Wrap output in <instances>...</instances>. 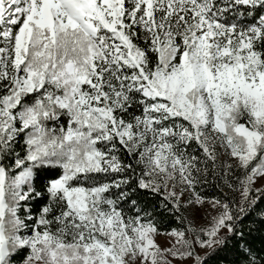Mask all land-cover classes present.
Returning <instances> with one entry per match:
<instances>
[{
	"label": "snow or ice",
	"instance_id": "snow-or-ice-1",
	"mask_svg": "<svg viewBox=\"0 0 264 264\" xmlns=\"http://www.w3.org/2000/svg\"><path fill=\"white\" fill-rule=\"evenodd\" d=\"M0 264H264V0H0Z\"/></svg>",
	"mask_w": 264,
	"mask_h": 264
},
{
	"label": "rangeland",
	"instance_id": "rangeland-1",
	"mask_svg": "<svg viewBox=\"0 0 264 264\" xmlns=\"http://www.w3.org/2000/svg\"><path fill=\"white\" fill-rule=\"evenodd\" d=\"M160 243L163 245V244H165L166 243V238L165 237H161L160 238Z\"/></svg>",
	"mask_w": 264,
	"mask_h": 264
}]
</instances>
